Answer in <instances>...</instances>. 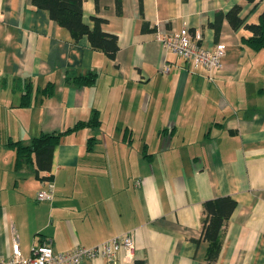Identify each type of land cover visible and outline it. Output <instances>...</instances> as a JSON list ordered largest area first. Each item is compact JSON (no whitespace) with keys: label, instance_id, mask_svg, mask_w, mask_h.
<instances>
[{"label":"crops","instance_id":"0c3cea01","mask_svg":"<svg viewBox=\"0 0 264 264\" xmlns=\"http://www.w3.org/2000/svg\"><path fill=\"white\" fill-rule=\"evenodd\" d=\"M235 3L256 20L264 0H82L83 20L104 17L113 57L32 0H0V258L18 235L25 255L48 239L55 251L133 233L131 255L78 264H264V47L240 40L224 13ZM222 12L216 34L210 24ZM198 32L225 43L209 72L164 49L155 31ZM169 65L167 71L164 65ZM95 71L92 83L75 76ZM30 99L21 105L25 84ZM52 82L53 92L37 91ZM97 116L98 123L73 128ZM59 135L48 169L17 161L11 141ZM90 145V146H89ZM50 176L53 198L36 197ZM236 200L215 260L206 255L202 202Z\"/></svg>","mask_w":264,"mask_h":264},{"label":"trees","instance_id":"16d2710c","mask_svg":"<svg viewBox=\"0 0 264 264\" xmlns=\"http://www.w3.org/2000/svg\"><path fill=\"white\" fill-rule=\"evenodd\" d=\"M254 2L255 0H247ZM33 4L45 8L49 16L57 21L58 24L66 27L71 36L78 38L84 34L87 35L91 45L95 48L104 50L110 57L114 56L118 48L117 36L114 33L107 32L103 29L102 24L105 18L98 15H91L93 25L90 26L83 20L82 0H32ZM120 8V0H116ZM241 4L235 3L224 17L228 19L233 28L243 27L250 31L249 34H240V40L253 49L264 47V6L257 14L256 20H245L239 12ZM222 12L217 13L216 18L210 24L215 28L216 34L220 30ZM96 72L89 70L85 74L75 76L76 84L92 83L96 78ZM53 83L49 82L44 87L37 89L42 95H50L53 92ZM29 82L25 84V91L22 93L20 104L29 103L30 93ZM97 124L98 118L95 115L93 119L78 121L73 128L84 126L85 124ZM73 128H67L57 132H40L32 136L30 141L23 143L21 141L8 142L16 151L17 161L25 158L35 163L36 175L38 171L48 169L50 166V156L55 143L59 140V135L71 131ZM90 146V145H89ZM40 177V176H39ZM41 178H50L42 175ZM236 200L230 195H219L207 198L202 202V236L208 242L207 259L213 261L217 258L222 245L225 226L228 218L235 207ZM134 264H145L142 259H135Z\"/></svg>","mask_w":264,"mask_h":264},{"label":"built area","instance_id":"2783aa9c","mask_svg":"<svg viewBox=\"0 0 264 264\" xmlns=\"http://www.w3.org/2000/svg\"><path fill=\"white\" fill-rule=\"evenodd\" d=\"M155 37L161 41L166 50H170L194 65H200L207 71H218L223 64L226 46L222 41L217 42L213 47H206L199 42L198 32H191L184 27L179 31L163 32L155 31ZM169 65H164L163 70L167 71ZM47 186L37 191L36 197L41 199H52V180L46 181ZM133 233L127 231L106 238L91 246H79L64 250L55 251L48 239L33 243L31 253L25 255L21 249L18 235L13 234L11 251L8 255L0 258V264H78L84 258L106 257L110 260L116 259L118 253L123 250L126 255H131L134 250Z\"/></svg>","mask_w":264,"mask_h":264}]
</instances>
